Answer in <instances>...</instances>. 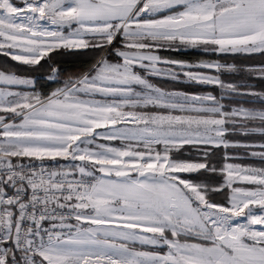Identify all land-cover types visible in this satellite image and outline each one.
<instances>
[{"label":"snow or ice","instance_id":"6c2138e0","mask_svg":"<svg viewBox=\"0 0 264 264\" xmlns=\"http://www.w3.org/2000/svg\"><path fill=\"white\" fill-rule=\"evenodd\" d=\"M181 50L264 53V0H0V264H264V167L227 162L264 163V91L224 79L264 64L160 55ZM200 172L223 182L180 175Z\"/></svg>","mask_w":264,"mask_h":264},{"label":"trees","instance_id":"16d2710c","mask_svg":"<svg viewBox=\"0 0 264 264\" xmlns=\"http://www.w3.org/2000/svg\"><path fill=\"white\" fill-rule=\"evenodd\" d=\"M162 56L169 57L170 59L177 60H185L189 62H196L199 60H216L220 59L221 62L227 63H236L238 65H261L264 64V53H255L250 56L246 55H237V56H225V57H217L211 55H205L199 50H181V51H163L160 53ZM56 60L58 61V65L61 68L62 72L70 71L72 69H76L78 71H85L93 62V57L91 54L88 55H79V56H57ZM16 62L10 61L9 58L0 56V67H8L9 65H15ZM44 61H42V64ZM14 71H19L20 74L24 75H32L39 77H46L49 75L48 68L45 66L40 69L39 72L36 73H24L23 66H17L12 68ZM224 79L230 80L237 83H247L254 90L264 91V80L256 79L254 77L248 76L244 73L233 74L231 76H225ZM153 82L157 83L161 87L166 89H176L180 91L190 92V93H208L211 92L214 95L219 96L221 94L219 88H213L212 86L206 85H192L187 82L180 84L170 80L153 78ZM41 84L45 85L44 88L40 89L43 92H48L52 88L57 87L59 85L51 84L49 86V82L47 80L41 79ZM240 99V98H237ZM224 102H230L228 100ZM243 139V138H241ZM249 140H263L259 135H254L248 138ZM234 150V148L227 149L228 152ZM215 155L213 156V163H215L218 167H221L224 163V152L225 149L222 147L219 149H213ZM174 155L178 156L181 159H196L198 157V152L192 146H184L180 150L179 153H174ZM244 161V160H243ZM184 177H188L194 180L197 183H210L213 185L220 184L223 182V178L216 174L211 173H182ZM228 190L225 189L223 192H215L212 193L211 198L217 203H227Z\"/></svg>","mask_w":264,"mask_h":264},{"label":"rangeland","instance_id":"374dc122","mask_svg":"<svg viewBox=\"0 0 264 264\" xmlns=\"http://www.w3.org/2000/svg\"><path fill=\"white\" fill-rule=\"evenodd\" d=\"M161 55V54H160ZM162 56V55H161ZM163 57H166V56H163ZM169 58V57H167ZM81 71H78L76 69H72L70 71H65L63 72L65 76L69 75V74H74V73H79ZM17 90H21V91H26L28 89H25L23 87H21L20 89H17ZM256 90V89H255ZM256 91H259V90H256ZM225 104H231L233 103V101H230V102H224ZM247 107H261L262 105H260L259 103H256V104H247L245 105ZM252 142H255V143H261V142H264L263 140H250ZM118 143V142H117ZM195 149V148H194ZM196 150V149H195ZM258 150V149H257ZM197 151V150H196ZM229 153H233V154H243L244 153V149H237V148H234V150H231ZM244 160V161H243ZM227 162H230V163H242V164H251V165H254V166H257V167H264V163H262L258 158H251V157H248L246 159H237V160H230V161H227ZM181 175V174H180ZM182 176V175H181ZM243 222V221H242Z\"/></svg>","mask_w":264,"mask_h":264}]
</instances>
